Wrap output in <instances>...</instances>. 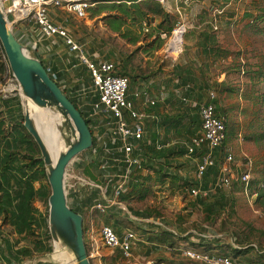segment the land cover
Instances as JSON below:
<instances>
[{
  "label": "built area",
  "instance_id": "obj_1",
  "mask_svg": "<svg viewBox=\"0 0 264 264\" xmlns=\"http://www.w3.org/2000/svg\"><path fill=\"white\" fill-rule=\"evenodd\" d=\"M92 2L0 0L8 24L22 45L24 44L17 38L18 27L27 25L31 28L33 43L30 46L24 45L29 54L42 39L52 40L54 43L56 39H60L72 58L71 67L85 69V73L75 77V81H59L58 75L44 65L38 56L33 57L42 63L50 79L80 113L92 137L90 148L84 152L86 155L82 153L76 157L65 173L69 207L81 212L82 218L84 211L104 215L117 209L131 223L168 231L169 227L164 219L143 218L125 204L131 185L137 183L139 178L150 176L152 168L160 161L147 154L149 146L156 152L175 150L182 153L180 159L185 166L184 172L191 173L192 176L191 184L185 192L190 199L200 200L211 192L228 189L233 182L241 184L243 192L248 194L252 163L246 159V162L239 164L226 148L225 118L218 111L220 104L213 88L205 87V83L190 84L178 74L170 78V87L165 95L162 92L165 90L164 86V89L158 90L160 83L155 78H143L134 83L131 78L121 74L114 61L93 60L85 51L87 41H75L69 35L66 25L54 23L51 18V8L63 7L76 18L85 19L87 11L94 5ZM160 2L163 3L164 0ZM186 22L189 21L179 19L169 35H160L163 40L161 54L164 58L173 60L183 54V39L189 29ZM211 26L213 30L218 29L215 23ZM176 37H179V42L175 41ZM1 62L6 81L0 86V98H17L18 84L10 73L3 53ZM175 98L185 107L196 111L198 124L195 128H164V115L170 111V108L164 106L165 101L170 103ZM138 102L139 107L136 106ZM153 134L155 141L152 143ZM146 138L150 140L146 142ZM86 170L88 174L84 173ZM210 171L215 172L213 177ZM165 174L168 177L176 176V170L173 166L167 167ZM208 176L211 182L206 186L203 183ZM167 185H155L154 188L167 197L171 195V188ZM195 234L208 241H222L216 235L203 236L200 232ZM99 240L103 247L118 249L125 260H130L137 238L133 231L126 230L118 235L111 226L102 225L99 228ZM97 249H88L90 260L97 256ZM180 252L185 258L201 264H236L233 259L222 254L186 249ZM148 264L159 263L149 261Z\"/></svg>",
  "mask_w": 264,
  "mask_h": 264
},
{
  "label": "rangeland",
  "instance_id": "obj_2",
  "mask_svg": "<svg viewBox=\"0 0 264 264\" xmlns=\"http://www.w3.org/2000/svg\"><path fill=\"white\" fill-rule=\"evenodd\" d=\"M197 7H199V11L194 12L196 17L193 18L192 13H190L187 20L189 22H186L189 29L183 39L185 53L183 52L182 55L174 58L170 62L169 69H174V62L182 56L187 62V67H191L190 65L193 67V64L196 63L194 60L202 61L199 62L202 67H196V69L207 67L205 87L215 90L219 107L225 111L224 114L223 111L219 110L224 116L227 126L226 148L232 152L239 164L246 162V159L252 163L249 193L245 194L242 185L233 182L228 189L202 196V203L206 206L202 214L197 213L199 212L197 209L200 210L197 201L193 202L189 198L187 199V195L182 198L181 202L185 206L178 208L170 206L168 210L163 207L159 208L156 202L149 203L151 198L142 203H138L134 198L126 199L125 204L129 209L141 211L156 207L160 210V216L162 215L168 223L171 219L173 225H186L189 227V231L197 232L199 230L198 232L202 233L203 236L216 235L220 237L222 241H216L219 246L224 245L223 247L240 249L250 247L256 255L264 254V196L259 199L257 196L259 187L264 186V83H257L255 78L250 79L253 77V72L264 71V20H258L256 23V19L254 23L250 22V18L244 16L248 9L254 18L264 14L260 11L264 9V0H202V4L197 5ZM201 16L202 23L207 19L211 20V24L215 23L218 27L217 30L212 29L210 34L213 39V46L219 50L220 55L218 59H214V56L211 55L207 65L203 64L205 61L204 52L197 45V35L201 28L202 31L205 28L203 24L201 26L198 23ZM188 42L194 43V46L189 45ZM128 53H122L119 56L131 58L129 75L145 74L147 72L144 70L145 61L139 50H130L131 54ZM160 57L165 61L167 60L163 54ZM196 66L198 65L196 64ZM170 74H172L170 78H173V74H178V72ZM157 76L160 75L157 74ZM153 77L155 76H149V78ZM170 78H163L158 85V90L165 88L162 90L164 95L170 87ZM199 78L202 80V76ZM5 81L4 74L0 86L4 85ZM188 83L193 84L192 81ZM11 99H14V96L7 100ZM165 104V107L172 108L175 113L187 111L189 115H197L195 110L185 107L176 98L170 103L165 101ZM4 119L8 132L11 134L14 131V119L11 116ZM149 140L146 138L145 141L148 142ZM85 155L86 153H84ZM152 170L151 181L155 180L160 184V176L156 172L158 169L152 168ZM254 181L258 182L256 186L254 183L252 184ZM141 182L142 179L139 178L138 183ZM39 185V183H35L36 188ZM48 191L47 196L50 194L49 187ZM250 192H254V194ZM149 196L155 197L153 193ZM226 196L231 199V205L223 207L221 201ZM33 202L39 213L45 212L44 199L35 198ZM186 207L192 210H186ZM125 223L128 224L126 220ZM0 225L3 227L0 231L15 246L0 247V264H9V261L20 264H61L62 252L57 249L54 250L51 241V251L48 253L44 251L46 239L42 226L40 228L35 227L33 236L23 240L13 235L11 228L6 226L7 223L1 222ZM167 225L171 226L170 223ZM193 226L196 227L193 228ZM132 230H134V226ZM138 231H140L139 228L136 229V232ZM21 260L23 262H20Z\"/></svg>",
  "mask_w": 264,
  "mask_h": 264
},
{
  "label": "crops",
  "instance_id": "obj_3",
  "mask_svg": "<svg viewBox=\"0 0 264 264\" xmlns=\"http://www.w3.org/2000/svg\"><path fill=\"white\" fill-rule=\"evenodd\" d=\"M91 1H93L92 3L94 5L87 11V17L85 19L76 18L73 14H69L63 7L51 8L50 14L54 23L66 25L69 35L75 41H83V39L87 41L85 51L93 60L114 61L118 65L121 74L131 78L134 83L143 78L155 76L153 78L157 79L159 84L162 82L163 78H170L172 76L170 73H174L176 71L178 72V75L186 81L188 78V73L186 72H189L192 77L191 81L194 84L200 85L202 83L203 85L205 83L207 67L204 66L205 68L196 69V67H202L201 63H199L201 60H194L196 63L193 64V67L192 65H190L191 67H187V62L182 56L178 61L174 62V69L170 70L169 66H171L170 62L172 60L167 59L165 61L162 57H160L163 45L159 49H156L154 37H146V34H150L152 30H157V26L161 21L160 16L153 15L152 13L146 11L147 6L157 4L164 8L166 12L174 17L176 24L179 19L184 21L188 20V15H190V13H192V17H195L196 15H194V12L199 11V7H197V5H201L202 0H164L163 3H161L160 0ZM141 11L148 13L147 20L143 19ZM30 29L31 28L27 25H21L18 27L17 31V38L27 46H30L33 43L31 42L32 33L30 32ZM188 44L194 46V43L192 42H188ZM134 49L139 50L140 55L145 61L144 70L147 71L145 74H135L130 76L131 58L128 56L127 58L126 56H119L120 54L126 52L131 54L130 50ZM30 54L32 57L38 56L44 65L49 67L58 75L59 81H63L65 79L68 81H75V77L85 73V69L83 67H77L76 69L71 67L73 64L72 58L69 56L62 40L60 39H56L55 43L52 40L42 39L35 45L34 49L31 50ZM203 55V58L205 59L203 64L207 65L210 57L205 53ZM196 64L198 66H196ZM156 73L160 76H157ZM4 74L5 70L2 67L0 48V82L4 78ZM195 76H197V78H195ZM201 76L202 80L199 78ZM136 106L139 107V102L136 103ZM0 114L1 118L11 116V118L14 119L13 121H17L19 119V106L17 101L15 99L3 101L0 98ZM185 127L186 126L184 125H180L178 129ZM170 129L175 128L172 127ZM169 152L172 154L171 166H173L176 170V176L168 177L165 174L167 167H164V172L162 174H164L165 178L162 181H159L160 184H158L155 180L151 181V176L141 178L150 179L144 186L149 188L151 193L155 195V197L148 196L145 201L151 198L149 203L152 204L153 202H156L158 203L159 208L163 207L167 210L170 206H175L176 208L185 206V204L181 203L182 198L187 195L185 193L186 188L191 184L190 181H192L191 173L186 174L184 172L185 166L182 164L180 159V157L183 156L182 153H178L175 150H169ZM158 173L159 172H157V174ZM210 175L213 177L215 172L210 171ZM210 182L211 178L208 176L203 184L207 186ZM166 184H168L167 186H170L171 188V195L164 197L160 192L155 190L154 186H162ZM13 190H15L14 187H11L9 192L12 193ZM188 198L189 197L187 196V199ZM190 200L193 202L197 201L200 210L197 209V207L196 209L199 212H196L202 214L203 209L206 207L204 206V203H202V199ZM137 202L142 203L143 201ZM221 203L223 207H226L227 205L230 206L231 199L226 196L222 199ZM32 204L34 206V202ZM220 207L222 208V206ZM34 208L36 209L35 206ZM156 209L160 211L158 208ZM188 209L192 210L191 208L186 207V210ZM134 211L140 213L143 218L164 219L162 215H159L158 217L155 215L147 216V209L145 211ZM4 216V214H0V224L1 222L7 223L6 226L11 228L14 236L27 240L28 237H26L25 234H17L15 232L13 226L10 224V221L7 218L5 219ZM125 220L128 224L125 223ZM170 221L171 219H169L171 226L167 225L169 230L164 232L141 226V224L131 223L123 217L117 209H112L104 215L84 211L83 228L86 248H98L97 256L90 260L91 264H148L149 261H155L159 264H201L185 258L180 252L182 249L193 250L200 253L226 255L233 259L236 264H264V258H262L260 254L256 255L253 250L244 254L235 255L233 250L240 248L222 247L224 245L219 246L215 241H208L206 239L199 238L195 234L199 230L197 232L194 230L189 231V227H186V225H173L172 221ZM169 223L167 222V224ZM102 225L111 226L118 235H121L126 230L133 231L136 234L137 241L132 247V258L130 260H125L118 249L105 248L101 245L99 240V228ZM133 226L134 230H132ZM195 227L196 226H193V228ZM2 228L3 227H1L0 230H2ZM137 228H139L140 231L136 232ZM165 233H170L172 238H166L164 236ZM95 236L98 238L95 239ZM7 245L8 247H15L10 243V241H8L7 237L3 235V232L0 231V247H7ZM198 245H202V247H198ZM20 262L23 261L21 260ZM14 263L20 264L18 262Z\"/></svg>",
  "mask_w": 264,
  "mask_h": 264
},
{
  "label": "water",
  "instance_id": "obj_4",
  "mask_svg": "<svg viewBox=\"0 0 264 264\" xmlns=\"http://www.w3.org/2000/svg\"><path fill=\"white\" fill-rule=\"evenodd\" d=\"M0 48L18 84L23 127L38 147L50 194L47 198V229L70 264H91L84 241L83 218L69 207L65 173L73 160L87 151L92 137L74 105L14 36L0 4ZM54 128L57 151L52 157L39 125Z\"/></svg>",
  "mask_w": 264,
  "mask_h": 264
},
{
  "label": "trees",
  "instance_id": "obj_5",
  "mask_svg": "<svg viewBox=\"0 0 264 264\" xmlns=\"http://www.w3.org/2000/svg\"><path fill=\"white\" fill-rule=\"evenodd\" d=\"M228 1V0H227ZM146 11L152 13L153 15H158L161 17V21L157 26V30H152L151 33L146 34V37H154L156 43V49H159L163 45V40L160 38L161 34L169 35L172 31L176 20L171 16L164 8L157 4L147 6ZM264 12V9L260 10ZM143 19L147 20V14L145 11H141ZM244 16L250 18V22H257L258 20H264V14H260L256 18L250 13V9L245 11ZM199 25L205 26L204 30L200 29L197 35V45L202 49V51L209 57L212 55L214 59H218L220 55L219 50L214 48V43L210 31L212 30L211 20H205L202 23V16L198 19ZM157 31V32H156ZM2 54V51H1ZM4 68V65L2 64ZM5 70V69H4ZM187 82L192 80L189 72ZM250 79H256L257 83H264V71L258 70L252 73ZM251 80V81H252ZM218 86V85H217ZM232 92V91H231ZM19 106V119L14 121L13 134L8 132L6 127L5 119L1 118L0 114V214H4V218L10 221L17 234H25L28 239L33 236L34 228L43 227L46 239V245L44 251L46 253L51 251L50 248V235L47 229V194H48V184L46 176L44 173L43 162L40 158V153L37 145L26 132L23 127L22 112L20 101L14 98ZM7 101V100H6ZM223 111L221 107H218V111ZM225 114V111H223ZM184 125L186 128L193 129L198 124L197 115H189L187 111L174 112L172 108L168 114L164 115L163 126L165 129L178 128V126ZM227 128V126L225 125ZM227 130V129H226ZM12 131V130H11ZM227 135V131H226ZM152 136V143L155 141V135ZM249 139V137H248ZM147 154L156 160H160L157 167L159 172V181H162L165 176L162 174L164 172V167L171 166V155L169 150H162L156 152L152 146H149ZM88 174V170L84 172ZM149 178H143L141 183H133L131 185L130 193L125 197V199L131 200L132 198L137 201H145L151 191L149 188L145 187V183L149 182ZM35 183H39V187L35 188ZM257 185V181L252 182V184ZM14 187L12 193L9 192L10 188ZM264 186L261 185L258 189V199L264 196L263 191ZM251 193V192H250ZM251 194H254L252 192ZM256 194V193H255ZM35 198L44 199L45 212L39 213L33 206V200ZM77 214L81 212L72 209ZM147 216H159L160 212L154 207L147 210ZM166 238H172L170 233H165ZM202 245H198V247ZM206 246V245H204ZM8 247V245H7ZM197 247V246H196ZM209 247V246H207ZM223 247V246H222ZM87 249V248H86ZM253 250L248 247L245 249H234L235 255H240ZM87 251H89L87 249ZM264 258V254H260ZM9 264H15L9 261Z\"/></svg>",
  "mask_w": 264,
  "mask_h": 264
},
{
  "label": "bare ground",
  "instance_id": "obj_6",
  "mask_svg": "<svg viewBox=\"0 0 264 264\" xmlns=\"http://www.w3.org/2000/svg\"><path fill=\"white\" fill-rule=\"evenodd\" d=\"M175 41L179 42V37H176ZM38 125H39L40 134L46 146L48 147V150L50 151L52 157L55 158L57 146H56V138L54 136V128L52 126L43 125V124H38ZM54 249L55 250L57 249L62 252L63 257L60 260L61 264H70L67 255L58 245H55Z\"/></svg>",
  "mask_w": 264,
  "mask_h": 264
}]
</instances>
